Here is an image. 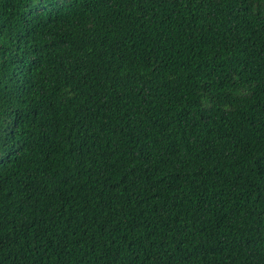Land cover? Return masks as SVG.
<instances>
[{"label":"trees","instance_id":"1","mask_svg":"<svg viewBox=\"0 0 264 264\" xmlns=\"http://www.w3.org/2000/svg\"><path fill=\"white\" fill-rule=\"evenodd\" d=\"M0 264H264V0H0Z\"/></svg>","mask_w":264,"mask_h":264}]
</instances>
